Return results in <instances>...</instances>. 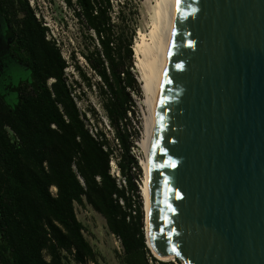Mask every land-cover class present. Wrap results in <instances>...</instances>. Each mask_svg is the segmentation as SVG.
Instances as JSON below:
<instances>
[{
    "label": "trees",
    "instance_id": "16d2710c",
    "mask_svg": "<svg viewBox=\"0 0 264 264\" xmlns=\"http://www.w3.org/2000/svg\"><path fill=\"white\" fill-rule=\"evenodd\" d=\"M63 2L90 31L92 47L81 55L100 83L92 84L79 65L74 70L84 89H97L103 117L120 148L117 166L126 189H119L109 175L113 151L105 133L96 128L93 137L86 127L89 115L97 118L95 109L87 115L76 107L65 82L67 63L55 44L45 40L46 29L24 1L18 45L31 74L18 86L12 104L0 99V264H100L75 205L90 206L104 219L120 241L119 264H167L145 244L142 198L130 174L134 167L136 178L141 175L126 128L128 112L135 117L130 93L141 94L132 73L137 10L131 5L124 12L128 0ZM132 205L134 216L127 212Z\"/></svg>",
    "mask_w": 264,
    "mask_h": 264
},
{
    "label": "water",
    "instance_id": "95a60500",
    "mask_svg": "<svg viewBox=\"0 0 264 264\" xmlns=\"http://www.w3.org/2000/svg\"><path fill=\"white\" fill-rule=\"evenodd\" d=\"M149 180L154 258L264 264V0L176 4Z\"/></svg>",
    "mask_w": 264,
    "mask_h": 264
},
{
    "label": "rangeland",
    "instance_id": "374dc122",
    "mask_svg": "<svg viewBox=\"0 0 264 264\" xmlns=\"http://www.w3.org/2000/svg\"><path fill=\"white\" fill-rule=\"evenodd\" d=\"M129 5L124 7V12L127 11L132 5L134 9L137 10V15L134 16V28L135 35L132 41V45L137 41L148 42L149 33L152 29V18L154 15V9L156 8V3L159 0H128ZM114 10L118 9L117 3H113ZM35 9L44 17H47L50 23V41L53 42L59 49L62 58L67 63V68L64 70L65 79L70 84V91L76 97V107L82 114H89V109H95L97 113V118L92 115L88 116L87 128L95 134V129H100L106 135L109 140V144L113 151V156L119 160L120 158V148L118 142L114 139L111 130L106 126V121L103 117L102 110L99 106V99L97 95V89L93 88L91 91L84 89L81 85L82 82L76 75L74 70V65L77 64L84 71V73L90 78L92 84L100 83L96 75L90 70L88 64L83 59L81 53H84L87 49H91V42L88 39L90 31L84 30L76 16L73 13L72 8H67L64 5L63 0H35ZM50 33V32H49ZM143 40V41H142ZM146 40V41H145ZM74 54L75 59L71 58ZM132 73L135 79L138 77V70L133 67ZM137 80V79H136ZM83 92H81V90ZM143 96L142 93L135 97L137 105L134 107L135 117L131 115L132 121L135 123V129L143 132L142 127V109L140 104L142 103ZM130 121V123H132ZM133 125V124H132ZM139 135V134H138ZM142 136L139 137L137 143L141 140ZM134 155L138 158V166L141 170V175L136 178L137 170L134 173V180L136 179V184L140 189L143 179V171L140 167L139 160L144 157L140 147H134ZM129 197L131 196L130 193ZM133 199V198H132ZM133 204V203H132ZM143 210V201H142ZM75 214L77 219L84 226V237L90 243L93 250L97 253L99 257L100 264H119L117 256L122 254V248L120 241L111 235L106 227L104 219L96 212L92 210L90 206L79 207L75 205ZM145 235V232H144ZM167 264H182L178 263L175 259L164 262ZM74 264V263H68Z\"/></svg>",
    "mask_w": 264,
    "mask_h": 264
},
{
    "label": "bare ground",
    "instance_id": "6f19581e",
    "mask_svg": "<svg viewBox=\"0 0 264 264\" xmlns=\"http://www.w3.org/2000/svg\"><path fill=\"white\" fill-rule=\"evenodd\" d=\"M177 0H159L154 9L152 18V29L149 33L148 42H135L132 46L134 68L138 70L137 81L143 96L142 103V127L141 140L137 146L143 152L144 157L139 160L143 171L140 194L143 201L144 232L149 250L155 255L151 248L148 237V198L150 192V159L151 147L156 116V105L160 93L166 55L170 40L174 13ZM146 41V40H145ZM159 261L167 262L175 259L173 256L164 260L155 256Z\"/></svg>",
    "mask_w": 264,
    "mask_h": 264
},
{
    "label": "flooded vegetation",
    "instance_id": "af4514ba",
    "mask_svg": "<svg viewBox=\"0 0 264 264\" xmlns=\"http://www.w3.org/2000/svg\"><path fill=\"white\" fill-rule=\"evenodd\" d=\"M24 1L0 0V99L9 104L14 102L18 86L31 74L28 59H23L18 45V32L24 28Z\"/></svg>",
    "mask_w": 264,
    "mask_h": 264
},
{
    "label": "built area",
    "instance_id": "2783aa9c",
    "mask_svg": "<svg viewBox=\"0 0 264 264\" xmlns=\"http://www.w3.org/2000/svg\"><path fill=\"white\" fill-rule=\"evenodd\" d=\"M25 1L27 2L29 8L31 9L32 14H33L35 20L40 24V26H41L42 28H45V29H46L45 40H46V41H50V34H52V33H51V31H49L50 33L48 32V30H50V28H51L48 18H47V17H44V16L41 15L38 11H36V9H35V0H25ZM71 1L74 3V0H71ZM52 43H53V42H52ZM55 46H56V45H55ZM51 82H52V81H49L48 85H50ZM65 82H66L67 87L70 88V84H69V82H67V81H65ZM130 96H131V99H132V101H133V103H134V107H135V105H137V102L135 101V97H136V95H135L134 93L131 92V93H130ZM70 97L72 98V100H73V102L75 103V105H77V103H76V97L74 96V94H73L72 92H70ZM133 110H134V108H133ZM134 113H135V112H134ZM131 115H133V114H131V113L128 112L127 117H128V119H129V124H128V126H126V128H127V132L131 135V136H130V140H131V143H132V145H133V147H131L130 154H131L136 160H138V158L134 155V152H135L134 147H135V148L138 147V146H137V140H138L139 137L141 136V132L139 131L138 128H137V130L134 128V127H135V125H134L135 123L132 121V119H131ZM105 121H106V120H105ZM130 121H132V123H130ZM132 124H133V125H132ZM106 126L108 127L107 122H106ZM86 127H87V126H86ZM53 128H54V127H53ZM108 128H109V127H108ZM87 129H88V128H87ZM109 129H110V128H109ZM88 131H89V133L94 137V134L92 133V131L89 130V129H88ZM134 131H136V134H135ZM138 134H139V135H138ZM116 143H117V141H116ZM117 162H118V159L115 158L113 155H111V156H110V159H109V163H108V165H109V175L114 179L115 184H116V186H117L119 189H126V177L123 176V175L120 173V170H119V168H118V166H117ZM135 171H136V169H135L134 167H131L130 174L133 176L134 173H135ZM134 181H135V183H137L136 180H134ZM52 192H54V189L52 190ZM118 203H119V205H121V206L124 205V204H123V201H122L121 199L118 200ZM134 209H135V206L132 205V207L129 208L127 212H128L129 214H131L132 216H134V215H135V210H134ZM129 218H130V215L127 216V218H126L127 221L129 220Z\"/></svg>",
    "mask_w": 264,
    "mask_h": 264
},
{
    "label": "snow or ice",
    "instance_id": "6c2138e0",
    "mask_svg": "<svg viewBox=\"0 0 264 264\" xmlns=\"http://www.w3.org/2000/svg\"><path fill=\"white\" fill-rule=\"evenodd\" d=\"M177 3H179V0H177Z\"/></svg>",
    "mask_w": 264,
    "mask_h": 264
}]
</instances>
